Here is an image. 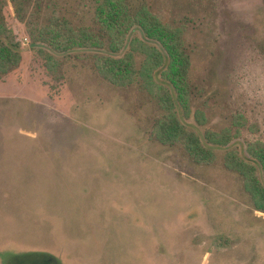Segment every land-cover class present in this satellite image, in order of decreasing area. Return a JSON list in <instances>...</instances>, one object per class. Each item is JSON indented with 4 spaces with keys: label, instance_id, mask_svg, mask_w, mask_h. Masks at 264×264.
Wrapping results in <instances>:
<instances>
[{
    "label": "rangeland",
    "instance_id": "rangeland-1",
    "mask_svg": "<svg viewBox=\"0 0 264 264\" xmlns=\"http://www.w3.org/2000/svg\"><path fill=\"white\" fill-rule=\"evenodd\" d=\"M130 1L178 33L179 91L159 72L154 84L202 152L158 141L161 112L141 83L115 86L94 67L107 53L31 45L46 2L21 22L5 0L21 62L0 76V264H264L250 192L264 191V0ZM49 3L91 23L86 0ZM46 55L60 65L50 75Z\"/></svg>",
    "mask_w": 264,
    "mask_h": 264
},
{
    "label": "trees",
    "instance_id": "trees-1",
    "mask_svg": "<svg viewBox=\"0 0 264 264\" xmlns=\"http://www.w3.org/2000/svg\"><path fill=\"white\" fill-rule=\"evenodd\" d=\"M86 1L93 8L91 23L85 26L60 19L56 16L58 11L49 0H9L16 19L21 22L24 6L32 7L34 14L38 15H42L46 7L50 10L49 18L44 24L26 26L31 45H44L50 51L61 54L84 49L107 53L105 57H97L94 67L105 80L115 86L129 85L137 80L141 83L161 112L154 128L158 141L165 146L179 147L190 156L202 152L196 135L180 123L171 95L162 86L154 84V77L159 72L168 84L179 91L178 72H184L186 64L183 62L180 67L175 66L182 56L177 54L178 33L164 28L146 6L133 7L130 0ZM45 2L47 4L43 9ZM5 3V0H0V76L16 69L21 62L19 45L15 43L14 34L4 22ZM133 28L141 32L143 39L134 38L129 41L128 51L117 57L125 47L127 34ZM40 53L43 54V51ZM136 56L142 57V61L137 63ZM59 67V63L55 65L51 56H45V68L49 75ZM173 69H177V73H173ZM255 157L264 166V151ZM250 192L252 197H258L263 203L260 207L264 210V191L252 189Z\"/></svg>",
    "mask_w": 264,
    "mask_h": 264
}]
</instances>
